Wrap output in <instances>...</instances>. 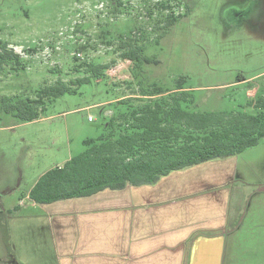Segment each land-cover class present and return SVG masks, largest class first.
<instances>
[{
    "label": "rangeland",
    "instance_id": "obj_1",
    "mask_svg": "<svg viewBox=\"0 0 264 264\" xmlns=\"http://www.w3.org/2000/svg\"><path fill=\"white\" fill-rule=\"evenodd\" d=\"M163 2L181 16L161 34L172 11L163 9ZM134 31L141 32L137 43L146 55L159 63L138 67L120 56ZM1 41L19 52L24 64L1 70L0 97H35L38 88L60 78L70 83L87 75L79 67L84 60L109 65L103 79L48 102L37 120L23 122L0 110L4 212L43 172L82 152L85 139L105 132L109 102L138 92L140 80L174 89L183 77L201 111L243 110L264 93V0H0ZM233 157L237 211L225 232L224 264H264V138Z\"/></svg>",
    "mask_w": 264,
    "mask_h": 264
},
{
    "label": "crops",
    "instance_id": "obj_2",
    "mask_svg": "<svg viewBox=\"0 0 264 264\" xmlns=\"http://www.w3.org/2000/svg\"><path fill=\"white\" fill-rule=\"evenodd\" d=\"M235 176L232 156L45 204L29 196L39 177L0 210V264H224Z\"/></svg>",
    "mask_w": 264,
    "mask_h": 264
},
{
    "label": "trees",
    "instance_id": "obj_3",
    "mask_svg": "<svg viewBox=\"0 0 264 264\" xmlns=\"http://www.w3.org/2000/svg\"><path fill=\"white\" fill-rule=\"evenodd\" d=\"M161 7L172 9L161 26L164 34L181 14L169 2L161 3ZM136 32L125 39L120 56L138 67L159 63L137 43L141 32ZM75 58L81 59L77 54ZM10 63L17 68L24 64L20 53L1 41L0 72ZM81 63L79 67H85L87 75L70 83L60 78L43 85L35 97L4 95L0 97V110L23 122L37 120L48 102L66 93H78L82 85L103 79L109 68L104 63ZM184 81L180 78L177 88L171 89L140 80L138 92L109 102L112 114L106 117L105 132L85 139L82 152L42 174L29 193L30 199L45 204L90 196L107 188L155 184L173 171L238 155L264 138V93L248 100L243 110L201 111L195 109L192 90Z\"/></svg>",
    "mask_w": 264,
    "mask_h": 264
},
{
    "label": "built area",
    "instance_id": "obj_4",
    "mask_svg": "<svg viewBox=\"0 0 264 264\" xmlns=\"http://www.w3.org/2000/svg\"><path fill=\"white\" fill-rule=\"evenodd\" d=\"M79 54H82V53H79ZM90 119H93V117H92V116H90Z\"/></svg>",
    "mask_w": 264,
    "mask_h": 264
}]
</instances>
